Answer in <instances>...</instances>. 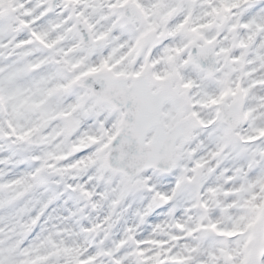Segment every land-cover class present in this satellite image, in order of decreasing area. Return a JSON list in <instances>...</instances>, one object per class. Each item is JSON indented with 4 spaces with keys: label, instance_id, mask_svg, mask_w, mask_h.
I'll list each match as a JSON object with an SVG mask.
<instances>
[{
    "label": "snow or ice",
    "instance_id": "1",
    "mask_svg": "<svg viewBox=\"0 0 264 264\" xmlns=\"http://www.w3.org/2000/svg\"><path fill=\"white\" fill-rule=\"evenodd\" d=\"M0 264H264V0H0Z\"/></svg>",
    "mask_w": 264,
    "mask_h": 264
}]
</instances>
